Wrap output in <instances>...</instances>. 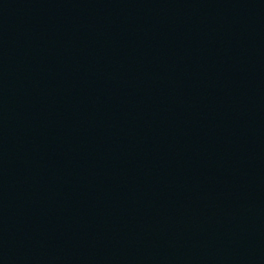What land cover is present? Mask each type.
Here are the masks:
<instances>
[{
    "label": "water",
    "instance_id": "95a60500",
    "mask_svg": "<svg viewBox=\"0 0 264 264\" xmlns=\"http://www.w3.org/2000/svg\"><path fill=\"white\" fill-rule=\"evenodd\" d=\"M0 264H264V0H0Z\"/></svg>",
    "mask_w": 264,
    "mask_h": 264
}]
</instances>
